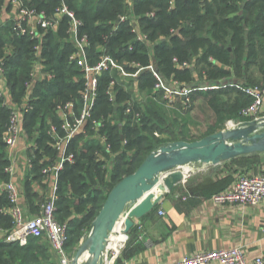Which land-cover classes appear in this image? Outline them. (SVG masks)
I'll return each instance as SVG.
<instances>
[{"label": "trees", "instance_id": "obj_1", "mask_svg": "<svg viewBox=\"0 0 264 264\" xmlns=\"http://www.w3.org/2000/svg\"><path fill=\"white\" fill-rule=\"evenodd\" d=\"M168 1L132 0L131 6L126 0H31L28 4L48 15L62 2L75 11L84 24L83 32L90 37L92 62L98 61L100 49L104 48L131 72L136 70L130 68L131 63L142 67L155 63L165 80H176L187 86L220 85L221 82L233 83L234 79L239 86L227 84L216 90H197L193 95L196 99L203 96L219 125L241 117V111L253 100L239 87L244 89L256 83L264 86V0H177L174 9L169 8ZM6 6L10 12V0L8 3L0 0V21ZM151 11L156 12L155 17L148 16ZM125 14L138 20L148 43L136 41L130 21L116 26L119 17ZM62 22L61 30L48 33L41 45L42 65L54 78L35 86L30 100L32 110L26 114L23 127V137L34 144L29 150L32 169L24 191L30 208H35L34 199L39 201L38 214L48 200L38 194L33 196L34 182L41 186L48 178L43 170L57 160L53 140L48 135L50 124L59 122L56 108L60 104L73 100L76 111L80 112V94L84 87L81 69L69 62L74 47L68 42L67 21ZM114 27H118L117 30L114 31ZM35 44L29 37L15 36L12 22L0 28V62L6 71L9 98L14 103L21 104L26 94ZM174 59L179 64L194 62V70L178 69ZM255 71L260 76L256 77ZM113 75L117 79V74ZM113 75L106 73L99 81L93 116L103 122L102 128L92 129L89 123L87 134L75 137L70 145L75 162L66 163L59 174L56 219L69 226L67 251L76 250L82 238L90 233L109 190L134 174L152 152L178 141L180 135L181 139L187 136L186 132H180V127L176 132L177 121L171 119L182 115L175 112L173 117L164 104L153 100L149 99L144 109L135 106L133 114L126 115L125 103L131 99L122 83L116 87L114 103L107 95ZM138 82L141 92H153L155 80L149 72L141 74ZM137 113L140 117L134 116ZM9 121L10 109L0 97V182L3 183L10 180L5 172L9 166L5 144ZM101 136L106 138L111 152H106ZM263 160L264 155L255 153L236 161L250 166ZM9 208L7 195L1 194V230L9 231L13 227L12 217L7 212ZM56 258L50 243L42 238H31L25 246L0 241V264H57Z\"/></svg>", "mask_w": 264, "mask_h": 264}, {"label": "built area", "instance_id": "obj_2", "mask_svg": "<svg viewBox=\"0 0 264 264\" xmlns=\"http://www.w3.org/2000/svg\"><path fill=\"white\" fill-rule=\"evenodd\" d=\"M29 1L31 0H10L11 4L17 8V16L11 20L13 34L18 37H29L36 44L34 46L33 66L29 80L26 82V94L22 103H14L9 98L8 87L0 83V97L4 98L6 105L10 109V121L5 134L6 151L9 160V166L5 169V172L10 177V180L0 184V195H7L10 202V208L7 212L13 221L11 230L5 231L0 229V241L25 246L31 238H42L50 243L60 264H73L66 249L69 240V226L67 223H60L56 219L59 174L66 163L75 162V154L70 151V145L75 137L84 134L89 123H91L95 130L103 126V122L95 120L93 116L98 99L100 78L106 73L112 75L117 74V79L113 75L107 88V95L110 101L114 103L117 95L116 87L120 84V80L122 82L124 80L133 81L134 90L139 93L138 78L144 72H149L155 80V86L152 90L153 92L149 93L148 99L164 104L166 108L171 110L177 109V99H184L185 105L188 106L193 92L203 90V88L198 87L193 89L190 86H181L176 82L174 84L168 83L160 74L155 63L146 67H142L137 63H131L130 68L136 69L134 72H131L128 70L129 67L120 64L113 56L107 54L104 48L100 50L101 55L98 61L92 62L89 57V49L91 47L90 37L83 32L84 24L77 17L75 11L71 10L65 2H62L51 15H48L45 12H40L36 8L29 6ZM176 2L177 0H169V8L174 9ZM126 3L131 6L132 0H126ZM155 15V11L148 13V16L151 17H155ZM63 19L67 21L66 34L68 36V42L74 47V53L70 56L69 62L78 66L84 76V87L80 94L81 109L77 114L76 103L73 100L65 104H60L56 108V115L59 122L58 124H50L48 135L53 140L52 146L57 153V160L43 170V174L51 178L53 182V194L48 199V202L41 207L40 214L29 219L24 213L20 193L14 182L15 151L23 137L26 114L32 110L30 100L34 94L35 86L45 79L52 80L54 78V75L46 72L45 67L42 65L41 45L48 33L61 30ZM127 21L131 22V26L133 27L132 33L135 35L136 41L145 44L148 43V37L141 32L139 22L135 17H130V15L126 14L122 15L117 20L116 26ZM117 28L114 27V31ZM172 33L175 34L176 31L173 30ZM173 61L178 68L188 69L191 67L190 63L179 64L177 59ZM0 76L7 82L6 71L1 62ZM239 88L253 100L250 106L241 111V117L259 121L258 115L264 102V86ZM160 96L162 97L160 98ZM135 101L137 100L132 99L126 103V115L133 114L134 108L138 104ZM134 116L140 117V114L137 113ZM103 140L105 141L106 139L104 138ZM106 148L107 151H111L110 145H107ZM263 199L264 175L251 177L239 175L229 188L214 197V200L219 203L235 204L250 208L260 206ZM159 215L164 216L165 213L160 211ZM121 227H123V224ZM124 229L125 227L115 229L109 235L99 264H115L119 260L127 245L129 236L125 234V240L120 241L116 246L111 245L112 240L110 236L120 234L124 232ZM84 242L85 240L82 239L80 244ZM167 264H264V259L263 257H258L251 261L243 250L237 248L184 256L176 262Z\"/></svg>", "mask_w": 264, "mask_h": 264}, {"label": "crops", "instance_id": "obj_3", "mask_svg": "<svg viewBox=\"0 0 264 264\" xmlns=\"http://www.w3.org/2000/svg\"><path fill=\"white\" fill-rule=\"evenodd\" d=\"M11 7V11L7 12L6 6L0 21V28L17 16V8L13 4H11ZM193 64L194 62L191 64L190 69L194 68ZM178 69L184 70L182 68ZM255 75L256 77L260 76L257 71H255ZM167 82L173 84L176 82L181 86L189 87L176 80ZM0 83L7 87L6 80L1 76ZM120 83L124 86L127 94H130L129 99H136L135 102L138 103L136 106L144 109L146 103L149 102V93L141 92V90L137 93L134 90L133 81L124 80L122 82L120 80ZM236 83L237 81L233 79V83L231 81L228 83L221 82L220 85L203 83L202 85L198 84V87L203 88L200 91H207L222 88H217V86L226 87L227 84L239 86ZM199 103L205 105L204 107L211 112L214 121L202 135L194 131L199 123L191 114L196 104ZM167 111L173 117L175 112L182 115L178 118H176L177 115L171 118L177 121V133L178 127L181 129L180 132L187 133L185 139H181L182 136L179 134L178 141L194 142L228 130L224 129V125L217 123L214 113L206 104L203 96L196 99L192 94L188 106L185 105L184 99H177V109H167ZM76 113L78 114V112ZM258 117V122L264 119V102ZM255 127L253 126L252 129ZM84 134H87V129ZM104 138V136H101L100 141L103 143L106 152L109 153L111 151H107ZM31 147H34V144L28 141L25 136L22 137L15 151L16 161L14 163V182L20 193L24 213L29 219L37 216L40 204L39 201L34 199L35 208H30L24 191L26 179L32 169L31 159L29 158ZM250 155L252 154L238 156L222 162L217 167L200 163L193 164L183 169L184 179L172 191L161 192L155 189L153 194L156 198L161 197V201L156 204L149 214L141 219L134 220V227L128 234L127 245L115 264H167L176 262L184 256L237 248L243 250L251 261L258 257L264 259V199L261 205L256 208L219 203L214 200V197L229 188L239 175L250 177L264 175V160L260 164L250 166H242L237 163L238 158H248ZM263 155L264 153H260V156ZM2 183L0 182V184ZM33 191L34 197L38 194L48 200L53 194L51 178L45 179L41 186L35 181ZM160 211H163L165 215H159ZM119 237L125 240L123 236ZM112 243L114 242L112 241Z\"/></svg>", "mask_w": 264, "mask_h": 264}, {"label": "water", "instance_id": "obj_4", "mask_svg": "<svg viewBox=\"0 0 264 264\" xmlns=\"http://www.w3.org/2000/svg\"><path fill=\"white\" fill-rule=\"evenodd\" d=\"M192 88H198V84H193ZM255 126L254 129L253 126L228 129L194 142H172L152 152L134 174L108 191L106 201L91 225L89 237L73 264H80V254L88 247L92 261L83 264H99L109 235L117 224L123 221L124 233L128 235L134 227V220L149 214L161 201L153 191H172L184 179L183 169L186 167L197 163L217 167L241 155L264 153V132H253L264 128V119ZM104 191L107 192V188Z\"/></svg>", "mask_w": 264, "mask_h": 264}, {"label": "rangeland", "instance_id": "obj_5", "mask_svg": "<svg viewBox=\"0 0 264 264\" xmlns=\"http://www.w3.org/2000/svg\"><path fill=\"white\" fill-rule=\"evenodd\" d=\"M259 79H257V80H259ZM258 85H260V84L256 83V86H258ZM204 106L205 105H202L201 103L196 104L194 110L191 113L192 116H194V118L198 120L197 122L199 123V125H198V127H195L194 131L197 132L199 135L200 134L202 135L203 133H205L208 130L209 125L214 123V121L212 119V116H211V112H209L207 110V108L204 107ZM230 123H232L234 125V127H233L234 129H232V127L230 126ZM259 123L260 122H258L256 119L252 120V118L251 119H244V118L239 117L237 119L230 120V121L226 122L224 124V129L225 130L226 129H229V130L249 129L252 126L258 125ZM253 132L254 133L264 132V128H258L256 131H253ZM89 234L90 233H87L82 238V239L85 240V242L87 241V239L89 237ZM85 242L83 244H85ZM83 244H80L79 247L76 250L68 251L69 258L72 260V262L77 257V254H78L79 250L82 248V246H84ZM84 255H83V257H82V259L80 261V264L87 263V262H89L91 260L89 257H86V255H88V253H86ZM56 262H57V264H60V262H59V260H57V258H56Z\"/></svg>", "mask_w": 264, "mask_h": 264}, {"label": "bare ground", "instance_id": "obj_6", "mask_svg": "<svg viewBox=\"0 0 264 264\" xmlns=\"http://www.w3.org/2000/svg\"><path fill=\"white\" fill-rule=\"evenodd\" d=\"M230 126L232 127V129H234V128H233L234 125H233L232 123H230ZM122 224H123V227H121ZM118 227H119V229H122V228L125 227L123 221H120V222H119ZM118 227L116 226L115 229H118ZM119 236H123L124 238H126V235H125L124 232H122V233H120V234H117V235L110 236V238L115 237V238H112V241L114 242V243L111 242V245H112V246H116V245L120 242V240H121V241L123 240V238H120ZM91 244H92V240L90 241L89 246H90ZM105 247H106V245H105ZM86 253H88V255H86V257H89V258L91 259V255H90L89 247H88V248H85V249L82 251V253L80 254V257H79V260H80V261H81L83 255L86 254ZM84 256H85V255H84ZM91 261H92V259H91L89 262H87V263H90ZM85 262H86V261H85Z\"/></svg>", "mask_w": 264, "mask_h": 264}]
</instances>
